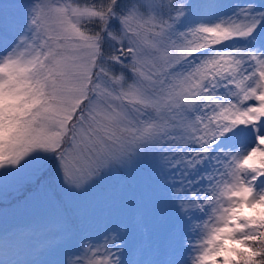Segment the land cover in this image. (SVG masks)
Instances as JSON below:
<instances>
[{
    "label": "snow or ice",
    "instance_id": "snow-or-ice-1",
    "mask_svg": "<svg viewBox=\"0 0 264 264\" xmlns=\"http://www.w3.org/2000/svg\"><path fill=\"white\" fill-rule=\"evenodd\" d=\"M0 200V264H264V0H0Z\"/></svg>",
    "mask_w": 264,
    "mask_h": 264
},
{
    "label": "rangeland",
    "instance_id": "rangeland-1",
    "mask_svg": "<svg viewBox=\"0 0 264 264\" xmlns=\"http://www.w3.org/2000/svg\"><path fill=\"white\" fill-rule=\"evenodd\" d=\"M7 206H8V205H7ZM3 208H5V207H3ZM8 208H10V206H8ZM9 222H10V223H23V222H25V221H24V218H22V217H16V218H12V217H10Z\"/></svg>",
    "mask_w": 264,
    "mask_h": 264
},
{
    "label": "trees",
    "instance_id": "trees-1",
    "mask_svg": "<svg viewBox=\"0 0 264 264\" xmlns=\"http://www.w3.org/2000/svg\"><path fill=\"white\" fill-rule=\"evenodd\" d=\"M11 200H12V197H9V201ZM7 205L11 207V203H5V201L0 200V210L4 209L3 207H8Z\"/></svg>",
    "mask_w": 264,
    "mask_h": 264
}]
</instances>
